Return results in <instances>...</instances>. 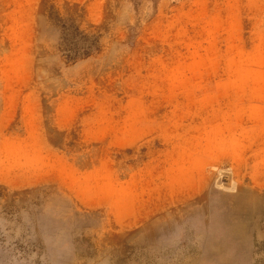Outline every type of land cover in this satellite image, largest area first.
<instances>
[{
  "label": "rangeland",
  "instance_id": "1",
  "mask_svg": "<svg viewBox=\"0 0 264 264\" xmlns=\"http://www.w3.org/2000/svg\"><path fill=\"white\" fill-rule=\"evenodd\" d=\"M14 10L0 264H264V0Z\"/></svg>",
  "mask_w": 264,
  "mask_h": 264
},
{
  "label": "crops",
  "instance_id": "2",
  "mask_svg": "<svg viewBox=\"0 0 264 264\" xmlns=\"http://www.w3.org/2000/svg\"><path fill=\"white\" fill-rule=\"evenodd\" d=\"M12 2L14 3V7H15L14 12H18L19 11L18 8L21 9V7H23V9L25 11H28L29 14L31 15L32 10H33V6H35V4L38 2V0H17V1L12 0ZM24 10H23V12H24ZM11 23L12 22H9V20H5L4 22L3 21L0 22V41L2 38L1 35H4V39L8 42H11V43H12V41H13V43L18 41L19 43L26 45V43L30 42V35H29L30 26H29V24H26V21H23L22 23H20V24L16 23L13 26V25H11ZM16 35H19V36H16ZM0 97H2V95ZM3 136H7V134H4V132H2L0 139H2ZM29 136H30L29 133L26 132L25 137L27 139L33 138V135L31 137H29ZM128 226H131L130 222H129Z\"/></svg>",
  "mask_w": 264,
  "mask_h": 264
}]
</instances>
